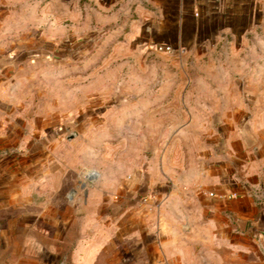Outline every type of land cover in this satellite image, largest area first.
Instances as JSON below:
<instances>
[{
    "label": "crops",
    "instance_id": "1",
    "mask_svg": "<svg viewBox=\"0 0 264 264\" xmlns=\"http://www.w3.org/2000/svg\"><path fill=\"white\" fill-rule=\"evenodd\" d=\"M44 10H86L88 31L96 21L110 33L97 44L171 45L177 66L211 59L195 48L245 29L264 0H50ZM5 47L0 264H264V86L260 114L248 86L201 66L118 92L119 145L90 184L69 161L71 134L55 133L58 113L25 102V54Z\"/></svg>",
    "mask_w": 264,
    "mask_h": 264
},
{
    "label": "rangeland",
    "instance_id": "2",
    "mask_svg": "<svg viewBox=\"0 0 264 264\" xmlns=\"http://www.w3.org/2000/svg\"><path fill=\"white\" fill-rule=\"evenodd\" d=\"M34 1L40 3V10H32ZM49 2L0 0V24L4 25L0 28V51L6 46V54L10 56L17 49L16 55L25 54L24 61L16 66L24 83L22 96L42 114H53L54 110L58 113L57 137L65 140L67 134L78 132L68 140L72 148L67 153L69 161L80 171V181H96L98 169L112 162L114 146L119 145L114 142L119 112L112 111L119 101L117 93L127 92L135 85L145 86V82L160 86V74L164 71L187 70L193 76L199 70L196 66H201V70L223 73L225 77L218 81L225 80L227 85L231 82L236 87L245 85L257 92L249 95V99L257 103L255 113L260 114L264 10L257 14L255 11L245 29L229 31L217 45L195 48L194 55H207L211 59L194 63L189 58L176 66L171 58L165 57L168 52L159 50V45L139 43L133 48L115 46L111 41L97 44V35L108 37L110 33L105 27L99 29L96 21L93 30L88 31L84 27L86 10H73V14L70 10H44ZM86 36L93 41L82 40ZM182 77L185 78L184 74ZM126 98L128 95L122 96L121 102L127 101Z\"/></svg>",
    "mask_w": 264,
    "mask_h": 264
},
{
    "label": "built area",
    "instance_id": "3",
    "mask_svg": "<svg viewBox=\"0 0 264 264\" xmlns=\"http://www.w3.org/2000/svg\"><path fill=\"white\" fill-rule=\"evenodd\" d=\"M158 48H159V50L166 51V52H171L174 49L171 45H168V44L167 45L166 44L159 45Z\"/></svg>",
    "mask_w": 264,
    "mask_h": 264
},
{
    "label": "water",
    "instance_id": "4",
    "mask_svg": "<svg viewBox=\"0 0 264 264\" xmlns=\"http://www.w3.org/2000/svg\"><path fill=\"white\" fill-rule=\"evenodd\" d=\"M77 135V132H73L70 136L69 139H72L73 137H75Z\"/></svg>",
    "mask_w": 264,
    "mask_h": 264
}]
</instances>
